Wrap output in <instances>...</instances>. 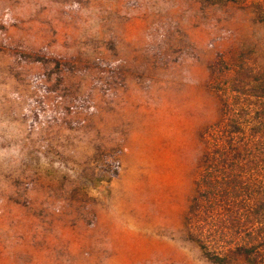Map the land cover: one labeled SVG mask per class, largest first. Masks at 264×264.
I'll use <instances>...</instances> for the list:
<instances>
[{
    "label": "rangeland",
    "instance_id": "1",
    "mask_svg": "<svg viewBox=\"0 0 264 264\" xmlns=\"http://www.w3.org/2000/svg\"><path fill=\"white\" fill-rule=\"evenodd\" d=\"M240 53L264 0H0V264H214L184 218Z\"/></svg>",
    "mask_w": 264,
    "mask_h": 264
},
{
    "label": "trees",
    "instance_id": "2",
    "mask_svg": "<svg viewBox=\"0 0 264 264\" xmlns=\"http://www.w3.org/2000/svg\"><path fill=\"white\" fill-rule=\"evenodd\" d=\"M242 55L230 64L218 54L207 67L221 116L201 134L202 171L184 218L188 237L214 264H264V74ZM22 57L58 65L33 52ZM114 165L100 180L118 174Z\"/></svg>",
    "mask_w": 264,
    "mask_h": 264
},
{
    "label": "crops",
    "instance_id": "3",
    "mask_svg": "<svg viewBox=\"0 0 264 264\" xmlns=\"http://www.w3.org/2000/svg\"><path fill=\"white\" fill-rule=\"evenodd\" d=\"M88 6H89V5H88ZM88 6L86 7V8H87V10H88V11H89V10H91V11L94 13V12H95V10H96V9H95V7H92V6H91V7H90V9H89V7H88Z\"/></svg>",
    "mask_w": 264,
    "mask_h": 264
}]
</instances>
